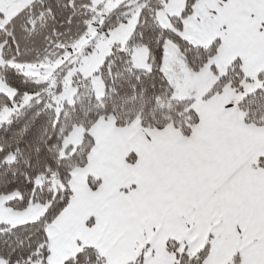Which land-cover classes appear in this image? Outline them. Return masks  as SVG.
Returning a JSON list of instances; mask_svg holds the SVG:
<instances>
[{
    "label": "snow or ice",
    "instance_id": "6c2138e0",
    "mask_svg": "<svg viewBox=\"0 0 264 264\" xmlns=\"http://www.w3.org/2000/svg\"><path fill=\"white\" fill-rule=\"evenodd\" d=\"M0 264H264V0H0Z\"/></svg>",
    "mask_w": 264,
    "mask_h": 264
}]
</instances>
